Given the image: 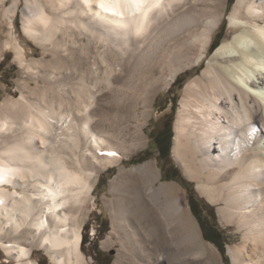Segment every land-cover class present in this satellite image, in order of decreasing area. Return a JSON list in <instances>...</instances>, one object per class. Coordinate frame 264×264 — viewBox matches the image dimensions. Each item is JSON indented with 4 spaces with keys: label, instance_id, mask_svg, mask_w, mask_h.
Segmentation results:
<instances>
[{
    "label": "bare ground",
    "instance_id": "1",
    "mask_svg": "<svg viewBox=\"0 0 264 264\" xmlns=\"http://www.w3.org/2000/svg\"><path fill=\"white\" fill-rule=\"evenodd\" d=\"M195 1L211 7L201 32L190 34L188 40L181 36L185 29L202 23L199 15L185 13L196 6L192 3L146 49L143 60L169 56L174 41L182 47L197 45L198 55L191 62L198 66L219 25L222 2ZM166 3L174 4L176 12L186 2L150 0L145 5L140 0H118L113 15L99 8L96 0H27L23 10L26 33L50 42L55 50L64 47L73 58L71 67L81 73L71 103L68 98L67 102H52L50 95H40L35 102L22 95L1 103L0 135H16L4 140L0 151V227L6 234L14 233L8 242L0 234V242L16 260L14 264H41L33 257L34 247L45 250L51 264H86L81 248L86 203L98 171L107 163L121 161L116 141L125 142L123 129L114 122L112 127L96 128L105 120L95 116L96 94L103 82L112 86L121 76L113 75L117 53L111 59L106 54L115 52L113 45L121 33L123 42L132 48V36H146L152 14H161ZM18 5L15 0L7 7L6 0H0L11 28ZM85 16L94 18V23L86 22ZM228 19L233 33L213 49L203 74L185 87L173 150L189 178L197 180L201 191L221 205L227 224L234 222L242 232L244 243L229 247L232 263L264 264V0H237ZM76 36L88 40L87 70L81 61L84 57H74L77 49L67 45L66 38L74 45ZM7 48L15 51L22 65L33 66L12 34L1 47ZM98 55L108 66L102 75ZM49 63L47 66L57 67V63ZM141 129L133 141L142 139ZM135 169L141 179L133 176L113 187L112 229L106 242L116 238L121 243L118 260L135 264V257L157 256L187 263L190 254L202 259L195 264H215L204 257L207 248L202 247L201 235L184 213L181 199L169 196L174 190L171 185H156L160 176L150 163Z\"/></svg>",
    "mask_w": 264,
    "mask_h": 264
},
{
    "label": "rangeland",
    "instance_id": "2",
    "mask_svg": "<svg viewBox=\"0 0 264 264\" xmlns=\"http://www.w3.org/2000/svg\"><path fill=\"white\" fill-rule=\"evenodd\" d=\"M14 1L15 0H6V6L9 7ZM18 1V12L13 18L12 28L10 27L9 21L4 17L3 6H0V62H3V68L0 70V109L1 103L5 99L18 98L22 95H25L31 102H35L38 97L41 99L40 95L47 97L50 95L49 97L51 100L53 99L52 102H58L61 99L66 102L69 100L68 103H71V99L75 98V93L79 90V73H81V70L76 71L71 67L73 58L67 51L65 52L64 47L55 50L50 42L38 41L26 33L23 28V10L25 9L27 0ZM219 1L222 2L221 18L219 25L213 32L212 40L220 30L221 23L224 20H226V28L222 40L233 33L228 16L233 12L237 0H234L233 4L230 2L231 0ZM183 3L185 4L176 12H174V4L172 6L166 3V7L161 14H152L153 19L149 30L146 32V36H140L139 34H134L132 36L131 41L134 43L132 48H128L127 44L123 42L121 38L123 34L121 33L117 37L116 45H113L115 52L109 50L106 54L107 57L111 59L117 53L114 57L116 58L114 60L117 67L113 75L119 74L121 76H119L118 81H114L112 86L107 84L106 81L103 82L100 86V90H98L96 94L95 104L92 106L93 108L95 107V116L96 118L101 117L105 119L101 124L98 123L96 128L99 129L104 125L112 127V123L114 122L118 128L123 129L125 142L119 143L116 141L117 144L115 148L120 152L119 158L121 161L113 164L107 163L105 168L98 171L93 194L86 203L83 215L82 234L86 235L87 242L84 244L81 242L86 264H127L118 260L121 251V243L118 239L109 238L110 241H108V243L106 242L108 240V234H110V230L112 229V203L116 195L113 187L121 180L133 176L137 177V179H141L142 175L135 167H140L147 163L154 166L156 174L160 176V178L156 180V185H171L170 187L174 190L170 192L169 196L174 200L177 198L181 199L182 204L185 206L184 213L190 217L201 235L203 242L202 247L207 248V253L204 256L205 258L213 259L215 264H233L231 255L229 254V247L239 246L244 243L243 234L237 228V225L234 222L227 224L228 220L221 211V205L213 203L208 196L201 191L199 182L189 178L183 166L177 160L173 150L174 136L176 133L175 123L182 98L184 97L185 87L194 78L203 74L207 66L208 58L212 53L210 50L211 43L198 66H195L194 63L191 62L198 55L199 50L197 45L194 46V44L189 43L186 44V47H182L181 43L175 45L174 41H172L174 46L171 47L174 51L169 53V56L166 54L165 56L163 55L164 57L161 55L152 58V61H148L149 59L143 60V54L151 48L154 41L158 40L159 35L163 33L162 31H164L167 25L179 17L181 11H187V7L189 8L192 3H196V6L185 13L199 15L202 23L200 22L199 25L193 26L192 29H185L183 33H181V36L185 37L184 40H188L191 35L193 36L200 33L204 28L203 21L207 20L211 7H207L203 2H197L195 0H182L181 4ZM72 7L74 9L78 7L76 1L72 3ZM84 19L88 23L92 22V24L95 21L91 16H85ZM98 27L103 29L101 25H98ZM73 32L79 33L80 30L73 29ZM11 34L15 36L18 42L24 47L26 59L33 62L32 67H28L27 64L22 65L12 48L1 49L4 41L8 39ZM74 38L77 42L74 45H72V39L66 38V41L68 40L67 45L70 47L75 46L77 49L74 50V57L77 59H81L84 56L86 57V52L88 51L86 45L88 41L87 38L83 36H81L83 40L78 36ZM178 45L181 46L180 49ZM101 51V53H103L104 49H101ZM94 52L96 53L95 50L90 51L91 57L95 55ZM185 53L188 54L189 58L184 56ZM166 56L171 58L169 59ZM85 57V60L82 59L81 61H84L83 65L87 70L90 61H87ZM91 59H93V57ZM100 59L98 55L102 75L105 73V69L108 70V68H106V63H103L102 59ZM49 62H53V64L57 63V67H51V65L47 66ZM149 62L151 63L149 64ZM184 64H186V67ZM13 66H15V69ZM179 75V81L174 84ZM93 78L94 77L91 76L92 80ZM181 84H183V87H181ZM174 95L178 97L176 106L173 105L172 102ZM116 113L120 115V117L118 116L119 118L115 116ZM172 119L174 120V134L171 155L162 157L159 155L156 146L152 143L150 131L153 128L161 129L165 121L169 122ZM139 129L142 131V139L133 141V136ZM16 132L17 135L18 132L20 134V131L16 130ZM14 137H16V135H14L13 132L11 133V137L0 135V151L3 147V141L6 139L13 140ZM145 150H148L146 155L143 156L141 160H137L136 157ZM89 152L91 153L90 150H87V153ZM174 167L177 169L174 170ZM171 169H173V172H171ZM173 173L175 177L171 176ZM7 187H11V185ZM189 195L194 201L200 218H198L192 210ZM213 211H215V214L212 213ZM102 220H107V227L102 224ZM203 220L209 224L213 223L221 231L222 241L225 244L228 258L224 257L215 243L205 239L202 227ZM105 228H107V230H105ZM6 233L7 232L0 227V234L3 236V240L8 242L13 238L14 233ZM33 257L38 259L41 264H51L49 256L43 249L34 247ZM186 258L190 259L191 262L184 263L179 259H165L163 261L159 260L157 256L155 258L150 257L142 260L135 257L134 262L135 264H195L202 261V259L198 257L195 258L190 254H188ZM15 262L16 260L6 252L0 242V264H14Z\"/></svg>",
    "mask_w": 264,
    "mask_h": 264
},
{
    "label": "trees",
    "instance_id": "3",
    "mask_svg": "<svg viewBox=\"0 0 264 264\" xmlns=\"http://www.w3.org/2000/svg\"><path fill=\"white\" fill-rule=\"evenodd\" d=\"M233 1L234 0H231L230 2H232L233 4ZM225 28H226V20H224L222 23H221V26H220V30L218 31V33L216 34V36L214 37V39L212 40L211 42V46H210V50L211 52L213 51V49L221 42L223 36H224V31H225ZM3 68V62H0V70ZM13 68L15 69V66H13ZM179 78H180V75L176 78L174 84L179 81ZM183 84H181V87ZM172 102H173V105H177L178 103V97L176 95L173 96L172 98ZM174 106V108H175ZM174 111V110H173ZM172 111V112H173ZM174 114V113H173ZM173 119L170 120L169 122L168 121H165L163 123V126L161 129H155L153 128L151 131H150V138L152 140V143L156 146V148L158 149L159 151V155H161L162 157H166V156H170L171 155V147H172V139H173ZM148 150H145L144 152H142L139 156L136 157L137 160H141L143 156L146 155V152ZM176 170L177 168L174 167ZM171 172H173V169H171ZM171 176H174L175 177V174H171ZM189 200H190V204L192 206V210L194 212V214L200 218L198 215V211L195 207V204H194V201L191 199V196L189 195ZM213 214H215V211L212 212ZM102 224H104L106 227L108 226L107 224V220H102ZM207 225H208V222H205L204 220L202 221V227H203V233H204V237L205 239H207L208 241L210 242H213L215 243L220 251L222 252V254L224 255V257L228 258V255H227V252H226V247H225V244L223 243V238H222V233L221 231L217 228L216 225H214L212 223V225L215 227V230L218 234V239H213L211 238L209 235H207L205 232H206V228H207ZM105 230H107V228H105ZM87 242V238H86V235H83V238H82V244L86 243ZM97 246V245H95ZM97 258V257H96ZM229 260V259H228Z\"/></svg>",
    "mask_w": 264,
    "mask_h": 264
},
{
    "label": "snow or ice",
    "instance_id": "4",
    "mask_svg": "<svg viewBox=\"0 0 264 264\" xmlns=\"http://www.w3.org/2000/svg\"><path fill=\"white\" fill-rule=\"evenodd\" d=\"M99 8L103 9L105 12H110L113 15L117 14L115 11L116 4L118 3V0H96ZM142 4H148L150 0H140ZM112 155L113 153H109Z\"/></svg>",
    "mask_w": 264,
    "mask_h": 264
},
{
    "label": "flooded vegetation",
    "instance_id": "5",
    "mask_svg": "<svg viewBox=\"0 0 264 264\" xmlns=\"http://www.w3.org/2000/svg\"><path fill=\"white\" fill-rule=\"evenodd\" d=\"M206 230V234L209 235L211 238L213 239H218V234L215 230V227L212 225V224H209L207 225V228L205 229Z\"/></svg>",
    "mask_w": 264,
    "mask_h": 264
}]
</instances>
